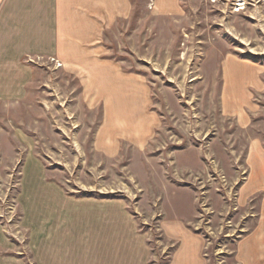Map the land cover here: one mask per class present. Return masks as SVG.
I'll list each match as a JSON object with an SVG mask.
<instances>
[{"label":"rangeland","instance_id":"374dc122","mask_svg":"<svg viewBox=\"0 0 264 264\" xmlns=\"http://www.w3.org/2000/svg\"><path fill=\"white\" fill-rule=\"evenodd\" d=\"M182 4L187 14L180 20L148 18L109 33L122 68L141 77L145 98L135 104L156 119L145 146L121 141L116 131L112 156L99 151L104 104L86 101L80 82L54 60L53 67H30L22 98L18 89L15 98L0 100L1 264H65L74 238L59 207L103 202L129 211L136 231L129 260L169 264L176 242L159 222L173 218L202 234L207 264H264V220L254 228L256 206L236 199L248 146L264 148V0ZM241 61L255 83L236 76ZM28 169L39 173L37 198L56 197L42 198L31 215ZM244 238L262 242L261 248L243 249L238 259ZM80 243L77 257L95 261L88 226L81 228Z\"/></svg>","mask_w":264,"mask_h":264},{"label":"crops","instance_id":"0c3cea01","mask_svg":"<svg viewBox=\"0 0 264 264\" xmlns=\"http://www.w3.org/2000/svg\"><path fill=\"white\" fill-rule=\"evenodd\" d=\"M182 1L0 0V100L15 98L14 94L19 92L18 89L22 98L25 93L24 83L32 81L30 67H53L50 61L54 60L59 64H56V67H63L64 71L71 72L80 82L86 101L104 104L107 125L105 131L100 132L101 135L97 132V135L101 136L99 140L96 135L99 151L112 156L117 139L113 133L116 131L121 132V141L138 147L145 146L154 129H157L156 119L152 112L146 110L145 105L135 104L145 98L143 84L139 79L141 77L122 68L126 67L123 60L115 57L112 54V46H109V33L119 29L118 25L144 23L148 18H185L187 13ZM32 57H40L43 62H27V58ZM246 66L247 64L241 61V68L235 73L236 76L240 77V82L253 79L252 83H255L256 75L252 77L251 70ZM233 102L235 103V100ZM222 103L224 105V101ZM225 113L228 115V112ZM143 125L146 130H142ZM244 166L246 173L238 188L236 199L237 202L241 201L240 205L242 201H248L252 210H255L256 206L255 213H250L253 214V222L257 220L253 226L255 228L258 221L264 220V148L250 144L244 158ZM25 188L32 195H29L30 201H34L28 208L29 215L35 213L33 211L42 198L49 201L56 198L44 195L37 198L40 181L36 169L30 173L28 169ZM66 204L61 205L59 209L64 211V217H68L64 226L74 238V250L65 264H140L138 256L136 260L128 259V242L133 238L131 232L136 231L125 207L112 202L99 203L105 207L83 206V209L78 208L80 206L71 207L73 203ZM55 217L57 221L60 220L59 214ZM159 225L163 234L176 242L169 264H207L202 234L181 219L163 218ZM86 226L90 239L96 243L91 251L93 257H96L95 261L86 262L77 257L81 245V228ZM135 239L137 248L141 243L143 247L140 248L144 250L143 239ZM261 243L256 246L261 248ZM251 244L245 238L242 239L237 253L238 259L243 249L254 248L255 245Z\"/></svg>","mask_w":264,"mask_h":264},{"label":"built area","instance_id":"2783aa9c","mask_svg":"<svg viewBox=\"0 0 264 264\" xmlns=\"http://www.w3.org/2000/svg\"><path fill=\"white\" fill-rule=\"evenodd\" d=\"M56 64H58V63H56Z\"/></svg>","mask_w":264,"mask_h":264}]
</instances>
